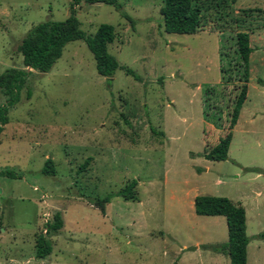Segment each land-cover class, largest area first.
Segmentation results:
<instances>
[{
  "label": "rangeland",
  "instance_id": "obj_1",
  "mask_svg": "<svg viewBox=\"0 0 264 264\" xmlns=\"http://www.w3.org/2000/svg\"><path fill=\"white\" fill-rule=\"evenodd\" d=\"M72 1L0 0V75L24 68L22 39L40 22L67 19ZM120 1L134 22L114 5L83 0L76 17L87 34L114 25L109 52L135 75L120 67L102 76L87 43L74 40L50 71L28 73L20 100L9 106L0 171L21 176L0 174V264H231L204 248L228 241V226L224 216L196 213L200 194L245 206L248 264H264V11L242 12L264 9V0L215 5L193 34L165 30V0ZM235 17L244 19L241 28ZM240 29L252 31L248 94L228 158L210 160L206 147L230 126L226 106L218 110L224 126L214 124L225 70L235 68L222 51ZM7 98L0 89V106ZM48 158L55 175L42 172ZM132 179L139 200L114 196L103 213L96 199ZM57 211L65 225L51 236L52 253L37 258V238Z\"/></svg>",
  "mask_w": 264,
  "mask_h": 264
},
{
  "label": "trees",
  "instance_id": "obj_2",
  "mask_svg": "<svg viewBox=\"0 0 264 264\" xmlns=\"http://www.w3.org/2000/svg\"><path fill=\"white\" fill-rule=\"evenodd\" d=\"M82 0H73L71 3L72 13L65 20L49 19L34 25L19 44V52L23 56L24 68L10 67L0 75V89L8 96L5 104L0 106V135L5 125L9 122V106L16 104L20 100L21 90L25 86L26 77L32 70L39 72L50 71L56 61L62 56L64 47L70 41L84 40L89 49L94 54L96 68L99 74L111 77L118 68H124L127 73L134 74V71L126 66H122L117 58L109 52V44L116 37L115 26L108 23L100 24L93 34H87L81 27L76 17L75 6ZM88 3H108L114 5L121 14L134 22L133 18L124 10L120 0H83ZM234 1V0H233ZM226 8L228 0H165L161 7V14L164 19V28L170 33L193 34L204 28L211 20L206 19L207 14L214 6ZM213 10V9H212ZM261 8H246L242 12L246 17L253 12H262ZM227 14V13H226ZM244 19L235 17V24L238 25ZM213 22V21H212ZM238 28L241 26L238 25ZM218 29V26H217ZM220 28V33L222 32ZM251 29L238 30L235 34L234 45L222 51L223 59L230 61V65L235 68L225 70L224 80L227 85L220 93L223 103H214V109L220 113L227 107V114L230 116L229 130L221 136L215 145H208L203 153L205 158L210 160H225L228 158L229 148L232 142V128L236 125L241 109L248 94L249 61L253 52L251 46ZM232 48V49H231ZM30 67L31 70L28 68ZM135 75V74H134ZM211 95H216V89H210ZM31 92L29 91L30 95ZM210 95V97H211ZM209 97V98H210ZM226 100V102H225ZM224 106V107H223ZM212 108V105L209 104ZM215 117L214 124L217 127L224 126L222 115ZM156 133L163 134L156 131ZM90 159L81 166L84 170ZM255 170V169H254ZM42 172L46 175H55L56 169L54 161L48 158ZM1 175L18 178L20 173L11 170L0 171ZM137 179H132L126 186L115 193L97 198L95 203L106 212V205L111 202L114 196H121L126 200H139L136 193ZM195 211L199 215L226 217L228 225V241L205 245L204 248L212 249L215 252L226 254L230 257L231 264H248V244L250 238L247 232L246 208L241 203H236L232 199L224 196L200 194L194 200ZM65 220L63 213L57 211L53 218L45 223V232L41 233L36 242V257L46 258L53 251V241L51 236L56 235L64 227ZM0 226L2 223L0 222ZM259 237L264 239V232Z\"/></svg>",
  "mask_w": 264,
  "mask_h": 264
},
{
  "label": "crops",
  "instance_id": "obj_3",
  "mask_svg": "<svg viewBox=\"0 0 264 264\" xmlns=\"http://www.w3.org/2000/svg\"><path fill=\"white\" fill-rule=\"evenodd\" d=\"M236 203H241V202H236ZM245 207V206H244ZM247 215V212H246ZM215 216H223V215H215ZM225 217V216H224ZM226 218V217H225ZM228 226V225H227ZM247 228H248V223H247Z\"/></svg>",
  "mask_w": 264,
  "mask_h": 264
},
{
  "label": "water",
  "instance_id": "obj_4",
  "mask_svg": "<svg viewBox=\"0 0 264 264\" xmlns=\"http://www.w3.org/2000/svg\"><path fill=\"white\" fill-rule=\"evenodd\" d=\"M29 70H30V67H29ZM1 230L4 231L5 229H4L2 226H0V231H1Z\"/></svg>",
  "mask_w": 264,
  "mask_h": 264
},
{
  "label": "built area",
  "instance_id": "obj_5",
  "mask_svg": "<svg viewBox=\"0 0 264 264\" xmlns=\"http://www.w3.org/2000/svg\"><path fill=\"white\" fill-rule=\"evenodd\" d=\"M46 231V230H45Z\"/></svg>",
  "mask_w": 264,
  "mask_h": 264
}]
</instances>
